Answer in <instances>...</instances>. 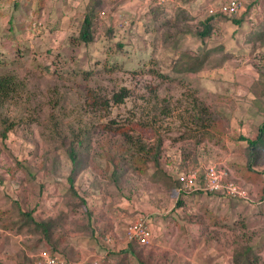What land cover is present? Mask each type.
<instances>
[{"label": "rangeland", "instance_id": "rangeland-1", "mask_svg": "<svg viewBox=\"0 0 264 264\" xmlns=\"http://www.w3.org/2000/svg\"><path fill=\"white\" fill-rule=\"evenodd\" d=\"M15 1L0 0V74L15 75L21 92L19 102L0 104V264H32L23 256L41 235L25 225L27 212L54 222L49 242L38 250H64L73 239L86 244L77 256L116 264H133L134 256L112 242L140 213L150 218L153 237L149 247L135 248L139 264H233L236 246H227L225 231L243 223L240 213L250 214V228L239 233L243 243L253 242L252 233L264 236V175L247 181L235 167L247 161L237 139L254 137L264 123V0L240 25L215 18L204 40L195 33L208 9L223 0H173L162 9L156 0H102L97 13L104 17H97L91 44L78 37L92 0ZM34 23H41L40 32ZM188 52L208 58L198 72L179 73L172 60ZM125 89L129 98L115 103L113 96ZM114 121L134 128L146 143L162 138L161 166L173 180L217 165L248 187L251 203L233 206L219 195L197 193L176 206L173 182L155 174L153 164L145 174L125 163L107 166L102 155L122 142L105 128ZM72 143L86 151L77 180L85 204L67 183ZM260 256L264 264V249Z\"/></svg>", "mask_w": 264, "mask_h": 264}, {"label": "trees", "instance_id": "trees-1", "mask_svg": "<svg viewBox=\"0 0 264 264\" xmlns=\"http://www.w3.org/2000/svg\"><path fill=\"white\" fill-rule=\"evenodd\" d=\"M16 0L15 2H17ZM227 0H223L221 3H225ZM259 0H252L245 8L244 11H242L238 15H229L224 14L222 12H217L214 15H209V12L207 11L208 19L202 23V29L195 33V35L200 38V40H204L207 37H209L213 30V20L215 18H227L232 19L234 23L237 25H240L244 21V16H246L248 13H250L251 10L255 8V6L259 3ZM102 3V0H92L91 4L87 6V10L83 16L80 31H79V41L81 43L85 44H91L95 40V32H94V26L96 21L98 20L100 13H97L98 6ZM218 3L215 5L216 7L219 6ZM158 8H165L166 6H160L157 5ZM98 17V18H97ZM43 28V27H41ZM109 35H114V29L113 27L109 28L108 30ZM120 49H123L122 44H119ZM175 50L177 47L174 48ZM208 58V54H204L201 57L193 58V56L190 54V52L185 53L181 58L177 60H172L175 64L174 70L177 72H198L201 70L205 62ZM195 63L190 64L191 61ZM183 66L182 68L178 69L179 66ZM20 90L17 87L16 84V76L13 74H0V104H4L7 101L16 100L19 102L20 97ZM127 98H129V93L125 89L123 94H115L113 96V100L115 103H123ZM12 127H6L5 130L1 133L2 139H6L8 132ZM105 128L107 131H110L113 133V135H118L122 137V142L110 144L111 148L113 150H107L103 155L102 158H104L107 161V166L119 168V166L122 163L127 164L134 173L137 174H145L150 169V164L154 165L155 174H161L164 178L167 180L170 179L171 182H173L172 188L174 187L178 192V199L176 206H181L184 202V199H187L190 195H195L197 193H206L202 190H197L191 193H186L181 190V185L179 182V176H177L174 180L172 176H169L166 171L162 169L160 158L162 156V149H163V140L162 138H159L155 144H150L144 142V140L138 135H134L132 132L135 131L134 128L129 126H123L119 125L117 122H111V124L105 125ZM191 136H188V138ZM65 139L63 138V141ZM239 144H244V154L246 155L247 161L244 165H237L235 166L238 170L243 171V174H245L243 177L245 180H253L257 181V179L261 178L264 175V123L257 127V132L255 133L254 137L246 136L244 133H242L239 138L237 139ZM80 145V141H78ZM86 151H78L76 147H74V143L72 145L67 146L66 149V156L68 159V163L70 166L69 174L67 175V183L69 185V190L71 194L73 195L75 200H80L81 204H85V198L81 195L79 187L77 186V180L78 177L82 174L83 170L85 169V163L86 159L84 158V153ZM204 168V167H203ZM199 169H202L201 167ZM188 172V170H187ZM248 178V179H247ZM231 180H233L230 177ZM235 181V180H233ZM237 182V181H236ZM241 183V182H240ZM242 184V183H241ZM244 188L248 190V187L244 184L242 185ZM42 186V190H43ZM264 193V189H263ZM213 195H219L220 197L225 198L228 201H232L231 205L235 204V202H245V203H251V199L249 200H243L239 198H233L228 197L224 194H215V193H206ZM264 202V195H263V201ZM234 206V205H233ZM261 210V209H260ZM243 216V213H240V217H242L244 220L243 223L237 228L234 229L233 227L227 229L225 231L227 234L229 233L230 240L227 243V246L230 248V246L234 247L232 250V257L231 262L233 264H258L259 261H261V252L262 249H264V236L262 234H251L253 242L250 243V241H246V243H243L242 236L239 234L240 232H246L249 226V215ZM25 219V225H34L35 231L37 229L40 230L41 238L37 241L35 244L29 245V248L34 249L38 251V248L47 242H49L50 236L49 233L51 232L52 228H54V222L53 221H37L35 218L32 217L31 212L26 213L24 215ZM235 223V220H234ZM150 225V224H149ZM24 227V226H22ZM37 228V229H36ZM42 232V233H41ZM153 234V232H152ZM224 234V233H223ZM221 233H217V238H220ZM238 234V236H237ZM256 235V237H253ZM130 244V252L126 253L127 256H136L137 254L135 252L136 247H140L142 249L149 247L148 246H142L137 243H129ZM257 245V246H255ZM28 247V246H27ZM42 250H49L51 253L58 254L60 251L56 246H53L52 248H44ZM59 255V254H58ZM140 264H150L145 259H140Z\"/></svg>", "mask_w": 264, "mask_h": 264}, {"label": "built area", "instance_id": "built-area-1", "mask_svg": "<svg viewBox=\"0 0 264 264\" xmlns=\"http://www.w3.org/2000/svg\"><path fill=\"white\" fill-rule=\"evenodd\" d=\"M157 5L166 6L173 3V0H156ZM252 0H227L212 6L208 9L209 15L222 12L229 15H238L245 10ZM100 17H104V12L100 11ZM34 29L40 32L41 23H34ZM181 190L191 193L202 190L206 193H219L228 197L243 200L250 199L249 191L242 185L230 179L229 173L217 165H208L202 169H190L188 172L179 175ZM153 234L149 225V220L144 214H139L126 228V240L128 243H137L147 246L151 243ZM26 264V263H25ZM31 264V263H30ZM32 264H65L60 255L51 253L49 250H40Z\"/></svg>", "mask_w": 264, "mask_h": 264}, {"label": "crops", "instance_id": "crops-1", "mask_svg": "<svg viewBox=\"0 0 264 264\" xmlns=\"http://www.w3.org/2000/svg\"><path fill=\"white\" fill-rule=\"evenodd\" d=\"M128 212V211H127ZM140 214H142V213H140ZM137 215H139V214H137ZM137 215L134 217V219L137 217ZM146 216V215H145ZM147 218H148V220H150V218L148 217V216H146ZM133 219V220H134ZM132 220V221H133ZM106 221H108L109 222V220L107 219ZM132 221H130V222H127V225L122 229V230H119V231H122L123 233H122V236L121 237H119V236H115L113 239H114V241H113V239H111V241H113L112 243H113V245H115L116 247H117V249L118 250H122V251H125V252H128V253H131L130 252V245H129V243L127 242V240H126V228L128 227V225L132 222ZM112 223H114V221L112 220L111 221ZM116 223V222H115ZM113 226H116V225H113ZM111 227H112V225H111ZM118 235V234H117ZM78 243V242H77ZM77 245H79L80 247H77ZM28 246V245H27ZM64 246H66L65 248H64V250L66 251V254L64 253V250L62 249H59L58 248V250L60 251V253H58L59 255H60V257L65 261V264H116V262H117V260H115V259H110V258H107V259H105V258H103V259H100V258H95L94 256L93 257H91L90 255H88V256H85L86 254H82L81 256H77L76 254H75V252H77V250L78 249H81V248H83V246L84 247H86V244L85 243H78V244H76L75 243V241H73V239H72V241L71 242H69L68 243V245H64ZM63 246V247H64ZM72 247H74L75 249L73 250V252H71L72 251ZM77 247V248H76ZM29 249V248H28ZM27 249V250H28ZM27 250H26V255L27 256H23V258L25 259V261H26V258H28V260H30V261H34L35 259H36V257H37V255H38V252L40 251V250H38V251H34V253L32 252V251H30L31 253L29 254V251L27 252ZM68 251L69 252H71L70 254L71 255H73V256H71L70 254H68ZM69 256H71V257H76V258H78V259H71ZM130 261H131V259H130ZM23 263H26V262H23ZM139 264V260H137V262H136V257L134 256L133 257V264Z\"/></svg>", "mask_w": 264, "mask_h": 264}]
</instances>
